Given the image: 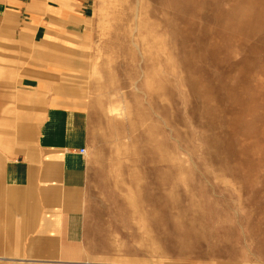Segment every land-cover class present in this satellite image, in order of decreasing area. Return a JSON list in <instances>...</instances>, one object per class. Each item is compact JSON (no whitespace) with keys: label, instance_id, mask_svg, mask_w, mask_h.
<instances>
[{"label":"rangeland","instance_id":"1","mask_svg":"<svg viewBox=\"0 0 264 264\" xmlns=\"http://www.w3.org/2000/svg\"><path fill=\"white\" fill-rule=\"evenodd\" d=\"M91 4L86 263L264 264V0Z\"/></svg>","mask_w":264,"mask_h":264},{"label":"crops","instance_id":"2","mask_svg":"<svg viewBox=\"0 0 264 264\" xmlns=\"http://www.w3.org/2000/svg\"><path fill=\"white\" fill-rule=\"evenodd\" d=\"M91 3L0 0V264L89 262L80 71Z\"/></svg>","mask_w":264,"mask_h":264},{"label":"built area","instance_id":"3","mask_svg":"<svg viewBox=\"0 0 264 264\" xmlns=\"http://www.w3.org/2000/svg\"><path fill=\"white\" fill-rule=\"evenodd\" d=\"M82 154L86 155L87 154V150H82ZM83 264H91V263H83Z\"/></svg>","mask_w":264,"mask_h":264}]
</instances>
